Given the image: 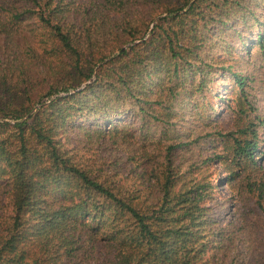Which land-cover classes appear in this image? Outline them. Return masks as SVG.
<instances>
[{
	"label": "trees",
	"instance_id": "trees-1",
	"mask_svg": "<svg viewBox=\"0 0 264 264\" xmlns=\"http://www.w3.org/2000/svg\"><path fill=\"white\" fill-rule=\"evenodd\" d=\"M259 17L264 0H0V264H250L226 261L234 233L208 214L202 168L253 165L256 130L181 170L197 137L175 126L210 107L218 70L246 116L244 77L223 63L236 41L261 46L243 38ZM29 19L40 53L15 48ZM104 139L134 152L123 172L83 154Z\"/></svg>",
	"mask_w": 264,
	"mask_h": 264
},
{
	"label": "rangeland",
	"instance_id": "rangeland-1",
	"mask_svg": "<svg viewBox=\"0 0 264 264\" xmlns=\"http://www.w3.org/2000/svg\"><path fill=\"white\" fill-rule=\"evenodd\" d=\"M87 2L93 4L94 8L102 0H87ZM259 19L264 22L263 17ZM261 26L260 23L256 26L257 28L254 26L248 28L243 38L253 39L256 31L264 35ZM33 27L30 19L18 25L15 34L17 43L15 48L18 52L25 51L27 45L34 48L36 53L41 52V48L32 38ZM238 43V41L234 43V48L236 47L237 50L233 51L223 65L231 63L233 71L244 77L243 93L250 106L246 108L245 104L242 105V108L248 111L246 116L238 118V103H242L243 100L237 97L239 91L231 78L218 70L217 75L212 79V95L208 99L210 107L206 106L201 111V115L190 116L185 112L184 121L175 126L177 129L189 131L191 133L189 139L197 137V140L190 141L187 146L178 148L177 153L181 156L179 162L181 170L186 169L188 163H199L204 157L213 154L226 155V153H231V140L221 134L232 131L237 136L238 133L234 132L238 129L237 127L246 125V122L253 125L257 138L260 140L259 149L254 152V157L257 158L253 165L236 167L227 161L218 162V159L214 158L215 160L209 161L202 171L206 176L205 179L212 184L211 198L205 201V206L208 207V214L215 220L217 225L215 228L226 226L234 233L231 247L235 249L238 256H232L233 252L229 250L227 254L229 253L230 256H225L226 261L231 257L241 261L243 257L245 262L260 264L264 261V148H262L264 138V39H262L261 46L257 43L250 45L247 52H245V46L238 47ZM82 85L83 83L80 87ZM125 122H128L130 126V117H126ZM136 123L138 122L135 120L134 124ZM77 139V142H80L79 136ZM187 139L184 136L180 138V141ZM72 143H76V140L72 139ZM117 145L110 144L108 139H104L98 141L97 145L89 143L86 145L87 148L84 146L83 154L85 156L94 155L109 167L114 166L115 158H118L117 166H120L121 170L128 153L133 151L124 150L122 143ZM229 171L234 175H230ZM250 188L253 190L249 191ZM259 188L262 189V195L257 200L256 195ZM3 204L5 202L1 203ZM2 211L3 209L0 208V213Z\"/></svg>",
	"mask_w": 264,
	"mask_h": 264
}]
</instances>
